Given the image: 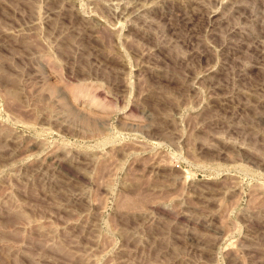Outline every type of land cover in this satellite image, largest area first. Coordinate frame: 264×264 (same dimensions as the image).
Wrapping results in <instances>:
<instances>
[{
    "label": "rangeland",
    "instance_id": "rangeland-1",
    "mask_svg": "<svg viewBox=\"0 0 264 264\" xmlns=\"http://www.w3.org/2000/svg\"><path fill=\"white\" fill-rule=\"evenodd\" d=\"M0 264H264V0H0Z\"/></svg>",
    "mask_w": 264,
    "mask_h": 264
}]
</instances>
